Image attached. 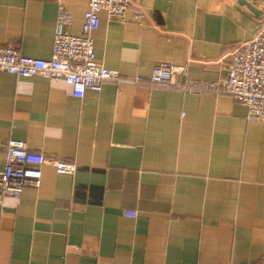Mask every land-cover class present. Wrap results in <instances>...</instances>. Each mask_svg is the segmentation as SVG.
<instances>
[{
  "label": "crops",
  "instance_id": "crops-1",
  "mask_svg": "<svg viewBox=\"0 0 264 264\" xmlns=\"http://www.w3.org/2000/svg\"><path fill=\"white\" fill-rule=\"evenodd\" d=\"M130 1L93 31L96 59L127 77L166 60L218 79L261 21L237 0ZM60 3L79 34L89 0H0V47L51 57ZM11 138L47 160L39 186L0 202V264H264V115L229 94L106 81L77 97L0 71V170Z\"/></svg>",
  "mask_w": 264,
  "mask_h": 264
},
{
  "label": "built area",
  "instance_id": "built-area-1",
  "mask_svg": "<svg viewBox=\"0 0 264 264\" xmlns=\"http://www.w3.org/2000/svg\"><path fill=\"white\" fill-rule=\"evenodd\" d=\"M130 8V0H89L81 32L74 34L68 29L72 15L60 3L51 57L27 56L16 45L6 44L0 47V71L20 76L63 78L77 97H82L87 89L100 90L106 81L174 87L191 93H226L247 107L248 118L264 115V19L250 38L234 47L231 59L225 64V72L218 79H178L179 75H185L186 65L166 60L158 61L147 78L127 77L96 59L93 31L99 26L100 10H105L108 17L123 18ZM133 9L141 15L140 9ZM46 160L43 153L30 150L24 141L9 139L5 145V165L0 170V202L5 197L19 198L27 185L39 186L41 165ZM50 161L60 174H73L77 168L71 160L51 158ZM124 214L134 217L137 211L125 209Z\"/></svg>",
  "mask_w": 264,
  "mask_h": 264
},
{
  "label": "water",
  "instance_id": "water-1",
  "mask_svg": "<svg viewBox=\"0 0 264 264\" xmlns=\"http://www.w3.org/2000/svg\"><path fill=\"white\" fill-rule=\"evenodd\" d=\"M238 3L243 5L251 14H253L255 17H258L260 19H264V8H258L254 6L251 2L248 0H237Z\"/></svg>",
  "mask_w": 264,
  "mask_h": 264
}]
</instances>
